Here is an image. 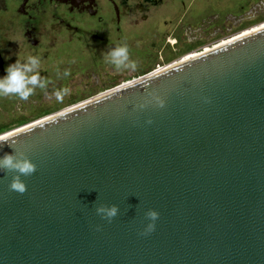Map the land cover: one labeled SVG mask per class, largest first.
<instances>
[{
    "label": "water",
    "instance_id": "95a60500",
    "mask_svg": "<svg viewBox=\"0 0 264 264\" xmlns=\"http://www.w3.org/2000/svg\"><path fill=\"white\" fill-rule=\"evenodd\" d=\"M25 125L0 138L37 165L23 195L0 172V264H264V27Z\"/></svg>",
    "mask_w": 264,
    "mask_h": 264
},
{
    "label": "flooded vegetation",
    "instance_id": "af4514ba",
    "mask_svg": "<svg viewBox=\"0 0 264 264\" xmlns=\"http://www.w3.org/2000/svg\"><path fill=\"white\" fill-rule=\"evenodd\" d=\"M260 24L264 0H0V73L47 44H84L97 58L107 46L130 47L133 37L148 35L159 43L152 53L167 58L159 71L194 47Z\"/></svg>",
    "mask_w": 264,
    "mask_h": 264
},
{
    "label": "rangeland",
    "instance_id": "374dc122",
    "mask_svg": "<svg viewBox=\"0 0 264 264\" xmlns=\"http://www.w3.org/2000/svg\"><path fill=\"white\" fill-rule=\"evenodd\" d=\"M263 25L248 27L241 33L222 42L204 44L201 49L194 47L188 53L197 52L190 53L189 56H195L207 48L228 42ZM155 38L153 35L138 36L133 37V40L130 41V59L137 64L135 70L118 71L113 65L106 63L103 57L94 58V54L90 52L92 49H86L85 45L80 43L47 44L43 48L29 49L23 57L18 56L17 59L12 60L10 65L18 59L23 63L29 55L38 57L40 59L38 71L41 77L47 78L50 83L46 89L36 88L34 95L30 96L27 101L20 100L15 96L0 97V136L19 129L26 123H34L41 117L66 109L100 92L130 82L143 74L164 66L167 63V58L161 57V55L157 56L155 52L152 53L153 46L159 47ZM110 49L107 46L104 53ZM186 58L188 57L183 59ZM179 59L174 58L173 60L175 62ZM65 71L69 73L67 76L64 75ZM2 77L4 76L0 73V78ZM64 87L70 89V94L64 96L63 101L59 102L54 93L57 89Z\"/></svg>",
    "mask_w": 264,
    "mask_h": 264
},
{
    "label": "clouds",
    "instance_id": "9594fccd",
    "mask_svg": "<svg viewBox=\"0 0 264 264\" xmlns=\"http://www.w3.org/2000/svg\"><path fill=\"white\" fill-rule=\"evenodd\" d=\"M103 59L106 63L113 65L118 71L124 69L135 70L137 67L136 62L130 59V51L126 43L118 44L108 52L103 53ZM39 65L40 59L31 55L23 63L18 59L14 64L8 65L5 69L7 74L0 78V97L15 96L20 100L27 101L30 96L34 95L36 88L46 89L50 81L45 77H41L38 71ZM68 74L65 71L64 75L67 76ZM68 94H70V89L67 87L57 89L54 93L56 100L59 102H62L64 96ZM5 143L12 146L15 140L14 138L0 140V145ZM36 171L37 165L23 151L14 149L12 154L6 153L0 158V172L13 173L8 185L9 191L23 195L27 191V184L21 177H30ZM95 211L101 219L111 223L119 215L120 208L117 204H98ZM144 216L149 223L139 233L142 236L149 235L155 231L156 221L159 219L160 213L155 209L149 208L144 213ZM96 230H101V226L97 225Z\"/></svg>",
    "mask_w": 264,
    "mask_h": 264
},
{
    "label": "bare ground",
    "instance_id": "6f19581e",
    "mask_svg": "<svg viewBox=\"0 0 264 264\" xmlns=\"http://www.w3.org/2000/svg\"><path fill=\"white\" fill-rule=\"evenodd\" d=\"M264 27V25L263 26H261V27H259V28H257V29H255V30H258V29H260V28H263ZM255 30H252V31H250V32H247V33H243V35H241V36H244V35H246V34H249V33H251V32H253V31H255ZM241 36H239V37H241ZM239 37H237V38H239ZM234 39H236V38H234ZM234 39H232V40H234ZM232 40H230V41H232ZM230 41H228V42H230ZM225 43H227V42H224V43H222V44H225ZM219 45H221V44H219ZM219 45H217V46H219ZM214 47H216V46H214ZM212 47H210V48H207L206 50H210ZM206 50H204V51H206ZM198 55V54H197ZM196 56V55H195ZM187 57L188 58H186V59H183V60H187V59H189V58H191V57H193V56H189V55H187ZM160 71V70H159ZM157 72V71H156ZM131 82V81H130ZM128 83V82H127ZM126 84V83H125ZM39 121V120H38ZM38 121H36V122H38ZM26 126V125H25ZM24 127V126H23ZM23 127H21V128H23ZM21 128H19V129H21ZM19 129H16V130H19ZM15 131V130H14ZM14 131H11V132H14ZM11 132H8V133H6V134H4V135H1L0 136V138L2 137V136H5V135H7V134H10Z\"/></svg>",
    "mask_w": 264,
    "mask_h": 264
}]
</instances>
